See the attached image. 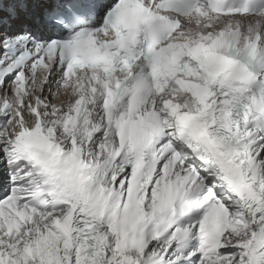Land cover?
<instances>
[{"label": "snow or ice", "instance_id": "obj_1", "mask_svg": "<svg viewBox=\"0 0 264 264\" xmlns=\"http://www.w3.org/2000/svg\"><path fill=\"white\" fill-rule=\"evenodd\" d=\"M0 264H264V0H0Z\"/></svg>", "mask_w": 264, "mask_h": 264}, {"label": "bare ground", "instance_id": "obj_2", "mask_svg": "<svg viewBox=\"0 0 264 264\" xmlns=\"http://www.w3.org/2000/svg\"><path fill=\"white\" fill-rule=\"evenodd\" d=\"M57 102H59V101H57Z\"/></svg>", "mask_w": 264, "mask_h": 264}]
</instances>
